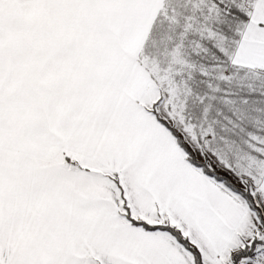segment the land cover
Masks as SVG:
<instances>
[{"label": "snow or ice", "instance_id": "obj_1", "mask_svg": "<svg viewBox=\"0 0 264 264\" xmlns=\"http://www.w3.org/2000/svg\"><path fill=\"white\" fill-rule=\"evenodd\" d=\"M0 264H264V0H0Z\"/></svg>", "mask_w": 264, "mask_h": 264}]
</instances>
